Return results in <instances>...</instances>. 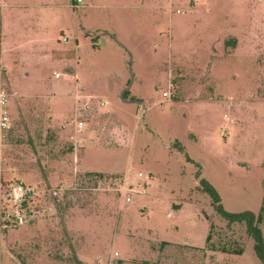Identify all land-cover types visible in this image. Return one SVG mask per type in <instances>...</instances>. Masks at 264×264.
<instances>
[{
    "label": "rangeland",
    "instance_id": "374dc122",
    "mask_svg": "<svg viewBox=\"0 0 264 264\" xmlns=\"http://www.w3.org/2000/svg\"><path fill=\"white\" fill-rule=\"evenodd\" d=\"M0 87V264H264V0H0Z\"/></svg>",
    "mask_w": 264,
    "mask_h": 264
},
{
    "label": "built area",
    "instance_id": "2783aa9c",
    "mask_svg": "<svg viewBox=\"0 0 264 264\" xmlns=\"http://www.w3.org/2000/svg\"><path fill=\"white\" fill-rule=\"evenodd\" d=\"M76 5V3H73ZM173 82L170 80L169 82V90L163 91V96L166 98H172L174 96L172 92ZM15 95V92H9L5 88L0 87V186L1 189L4 187L3 182V175H2V161H3V142L4 139L7 138L8 132L11 130L13 123H12V113L9 108L10 99L12 96ZM92 98L88 97V101ZM80 102V100L78 101ZM104 103V102H103ZM82 109H92L90 105L86 103L81 107ZM68 126H72L73 130L72 133L69 134V137L73 140L74 149L80 147V142L78 140L79 134L85 128V122L81 119V114L76 113L75 117L68 123ZM64 128L68 129L67 125ZM14 184H10L11 186V196L15 201H21L23 196L25 195V189L22 188L21 185L13 186ZM14 189V191H13ZM31 188L27 191L26 195L30 193ZM56 193H60V189L57 190ZM31 210L28 209V213L24 214L20 209H17L15 212L16 222L24 223L33 218V214L30 212ZM117 255V252L114 253ZM113 256V255H112Z\"/></svg>",
    "mask_w": 264,
    "mask_h": 264
},
{
    "label": "trees",
    "instance_id": "16d2710c",
    "mask_svg": "<svg viewBox=\"0 0 264 264\" xmlns=\"http://www.w3.org/2000/svg\"><path fill=\"white\" fill-rule=\"evenodd\" d=\"M233 44H236L233 42ZM127 92V91H126ZM72 149L74 150V145L71 144ZM216 197L218 195L213 191ZM217 209L222 213V215L229 222H245L247 226L248 233L254 238L255 241V252L258 258L264 262V237L262 230L259 226L261 216H257L254 212L244 211V212H230L227 211L220 202L217 204ZM212 228L207 236V248H209V244L211 243L212 238ZM165 243V242H164ZM163 243V244H164Z\"/></svg>",
    "mask_w": 264,
    "mask_h": 264
},
{
    "label": "crops",
    "instance_id": "0c3cea01",
    "mask_svg": "<svg viewBox=\"0 0 264 264\" xmlns=\"http://www.w3.org/2000/svg\"><path fill=\"white\" fill-rule=\"evenodd\" d=\"M2 17H3L2 18V31H3V36H4L3 43H5L6 34L10 33V38H9L8 42L11 43L10 49H13V48H15V46L12 44V42H14V39L12 38L13 37L12 34L15 33L14 30H13V27H15V25H13L12 21H10V18L6 19V12L5 11H4ZM6 49L7 48H4V51ZM12 123H13V126H12L11 130L7 134L8 138L11 137L12 133L15 131V128H16V123H15L13 118H12ZM13 186H16V185H13ZM13 191H14V189H13Z\"/></svg>",
    "mask_w": 264,
    "mask_h": 264
},
{
    "label": "water",
    "instance_id": "95a60500",
    "mask_svg": "<svg viewBox=\"0 0 264 264\" xmlns=\"http://www.w3.org/2000/svg\"><path fill=\"white\" fill-rule=\"evenodd\" d=\"M131 67H132V61L130 62V69H131ZM130 86H128V87H126V88H124L123 90H122V92H121V99H125V92H126V90L129 88Z\"/></svg>",
    "mask_w": 264,
    "mask_h": 264
}]
</instances>
